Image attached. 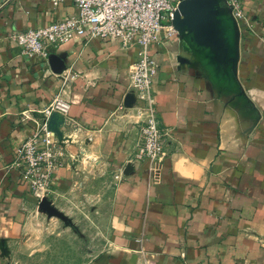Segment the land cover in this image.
<instances>
[{
    "label": "crops",
    "instance_id": "0c3cea01",
    "mask_svg": "<svg viewBox=\"0 0 264 264\" xmlns=\"http://www.w3.org/2000/svg\"><path fill=\"white\" fill-rule=\"evenodd\" d=\"M233 2L198 0L201 23L187 14L182 35L148 45L75 37L51 49L59 76L9 34L77 15L74 0H0V264L36 213L11 164L57 96L71 107L53 120L67 157L53 194L102 172L110 183L111 241L88 264H264V0H239L241 18ZM142 56L159 65L155 108L174 132L155 177L133 160L148 111L128 71Z\"/></svg>",
    "mask_w": 264,
    "mask_h": 264
},
{
    "label": "built area",
    "instance_id": "2783aa9c",
    "mask_svg": "<svg viewBox=\"0 0 264 264\" xmlns=\"http://www.w3.org/2000/svg\"><path fill=\"white\" fill-rule=\"evenodd\" d=\"M63 0H54L57 6ZM181 0H74L79 12L75 16L53 21L45 26L26 30H11L9 37L20 51L29 58H41L49 63L52 48L75 37L102 40L121 38L124 44L136 41L148 45L160 37L178 35L174 26L178 4ZM233 6L238 17H244L239 0ZM159 72L158 63L149 56H142L130 65L128 85L135 93L138 105L148 111L141 125V139L133 160L141 163L152 177L160 170L171 154L174 132L162 124L155 108L154 82ZM78 73L72 72L67 80L73 81ZM71 103L57 96L43 108L38 130L18 147L11 169L27 183L36 194L53 189L57 172L65 165L63 148L52 136L50 120L55 113L67 115ZM64 158L62 159V157Z\"/></svg>",
    "mask_w": 264,
    "mask_h": 264
},
{
    "label": "rangeland",
    "instance_id": "374dc122",
    "mask_svg": "<svg viewBox=\"0 0 264 264\" xmlns=\"http://www.w3.org/2000/svg\"><path fill=\"white\" fill-rule=\"evenodd\" d=\"M54 73L62 76V71ZM83 172L86 181L91 172ZM100 174L94 182H79L64 195L53 194L54 188L43 194L32 191L36 213L31 227L13 247L5 248L3 264H88L94 255L109 248L105 197L110 183L106 173Z\"/></svg>",
    "mask_w": 264,
    "mask_h": 264
},
{
    "label": "water",
    "instance_id": "95a60500",
    "mask_svg": "<svg viewBox=\"0 0 264 264\" xmlns=\"http://www.w3.org/2000/svg\"><path fill=\"white\" fill-rule=\"evenodd\" d=\"M189 14L192 18V20L196 23H201L202 20V14L200 11V6L198 3V0H181L180 3L178 4V9L176 10L175 13V18L173 20L174 26L179 31V35H182L181 33V28L184 25L183 18L185 15ZM62 61H60L59 57L56 54H51L50 56V64L55 72H61V64ZM55 115L57 113L53 114L51 120H50V125L51 129L53 127V120Z\"/></svg>",
    "mask_w": 264,
    "mask_h": 264
}]
</instances>
